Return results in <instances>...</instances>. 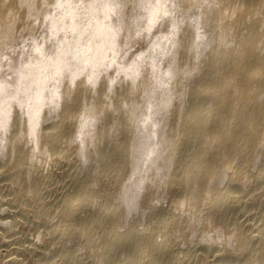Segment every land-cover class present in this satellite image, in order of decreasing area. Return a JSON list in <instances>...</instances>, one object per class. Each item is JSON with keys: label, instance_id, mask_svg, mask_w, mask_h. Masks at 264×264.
Masks as SVG:
<instances>
[{"label": "bare ground", "instance_id": "bare-ground-1", "mask_svg": "<svg viewBox=\"0 0 264 264\" xmlns=\"http://www.w3.org/2000/svg\"><path fill=\"white\" fill-rule=\"evenodd\" d=\"M0 264H264V0H0Z\"/></svg>", "mask_w": 264, "mask_h": 264}]
</instances>
